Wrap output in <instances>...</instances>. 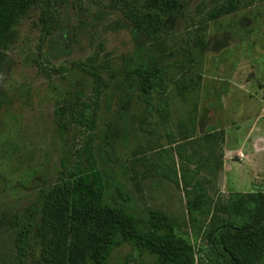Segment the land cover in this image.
Returning a JSON list of instances; mask_svg holds the SVG:
<instances>
[{
	"label": "rangeland",
	"instance_id": "1",
	"mask_svg": "<svg viewBox=\"0 0 264 264\" xmlns=\"http://www.w3.org/2000/svg\"><path fill=\"white\" fill-rule=\"evenodd\" d=\"M51 1L53 30L48 34L42 30L40 7H32L16 26L10 47L0 61V264H36L38 248L25 257L19 255L15 227L10 220L22 214L40 188L52 185L63 175H71L77 165L85 164L83 158L79 159V152L87 139L93 143V174L103 183L110 204L136 213L160 209L181 222L186 217L183 188L172 174L164 176L159 168L163 164L153 158L165 149L166 170L171 167V156L178 168L176 148L187 143L180 141L179 122L187 124V111L196 96L182 101L175 96L173 86L168 88L172 98L164 123L153 114L139 127L137 119L146 114L127 79L111 78L105 73L107 84L96 94L92 79L81 67L88 58L95 57L97 63H108L115 69L122 59L139 52L141 39L132 34L110 0ZM239 1L236 11L206 22L204 30L199 31L204 32L206 43L199 88L194 91L198 104L194 136L203 132L205 125L202 129L200 122L209 111L212 121L218 120L223 128V136L226 131L230 144L241 148L233 158L240 164L225 168L232 175L251 168L250 160L246 162L251 157L247 148L264 141V0ZM211 5V0H184L182 13L172 20L170 43L175 38L178 45L188 47ZM172 51L170 56H162L164 63L181 56L180 50L173 47ZM249 72L252 75L248 79L243 77ZM233 91L237 92L235 97ZM231 93L234 95L229 96ZM221 94L228 100L227 110ZM78 97L88 106L86 115L96 111L94 130L71 122L60 132L55 120L56 106ZM230 120L233 127L228 126ZM203 122H207L206 117ZM106 130L113 133L108 144L102 138ZM170 139L177 142L172 147L168 145ZM186 148L189 154L185 156L190 159L187 165L194 168L201 151L194 145L187 144ZM243 152L245 157L240 154ZM135 157L152 160L150 169L154 174H148L147 164L136 162L132 166ZM222 167L223 163L219 169ZM217 170L210 164L203 172L210 180V195L221 201L230 192L264 191V182H256L251 189L246 187L247 181L241 182V189L233 188V181L222 180ZM182 230L191 234L187 227ZM199 245L197 240L195 247ZM112 261L153 264V258L139 254L127 244L113 250Z\"/></svg>",
	"mask_w": 264,
	"mask_h": 264
},
{
	"label": "trees",
	"instance_id": "2",
	"mask_svg": "<svg viewBox=\"0 0 264 264\" xmlns=\"http://www.w3.org/2000/svg\"><path fill=\"white\" fill-rule=\"evenodd\" d=\"M110 1L129 24L132 34L141 39L142 47L122 59L115 69L108 63H97L95 57L88 58L81 68L92 79L96 94L107 84L105 73L111 78L127 79L135 100L144 106L146 115L136 121L139 127L153 114L164 123L172 98L168 88L173 86L175 96L182 101L196 96L187 111V124L179 122L180 141L187 143L176 148L178 168L171 156V167L166 170L165 149L153 158L163 164L159 165L161 173L172 174V179L183 188L186 217L181 222L160 209L136 213L110 204L103 183L93 174V143L87 139L79 152V159L83 158L85 164L77 165L71 175H63L52 185L40 188L22 214L10 220L15 227L19 255L25 257L38 248L36 264H114L113 250L127 244L139 254L153 258V264H264V191L230 192L222 201L210 195L209 179L202 171L212 164L209 158L223 141V131L194 136L198 105L194 91L199 88L202 49L206 43L204 32L199 31L204 30L206 22L236 11L240 1L211 0V8L188 47L178 45L174 37L170 43L169 35L173 18L183 11L184 0ZM34 6L40 7L42 30L50 33L55 27L50 16L51 0H0V61L10 47L16 26ZM173 47L180 50L181 56L164 63L162 56H170ZM79 100L78 97L56 106L55 120L60 132L71 122L94 130L96 111L86 115L88 106ZM112 134L106 130L104 142L108 144ZM175 143L170 139L168 145ZM187 144L198 146L201 151L194 168L187 165ZM136 162L147 164L148 174H154L150 169L152 160L135 157L132 166ZM221 165L217 163L218 168ZM184 227L192 235L183 231ZM197 240L201 245L196 248Z\"/></svg>",
	"mask_w": 264,
	"mask_h": 264
},
{
	"label": "crops",
	"instance_id": "3",
	"mask_svg": "<svg viewBox=\"0 0 264 264\" xmlns=\"http://www.w3.org/2000/svg\"><path fill=\"white\" fill-rule=\"evenodd\" d=\"M251 75H252V73L249 72V73H245L243 75V77L245 76V78L248 79L249 76H251ZM204 76H206V77L208 76L206 74V71L204 72ZM230 91L232 92V90H230ZM230 91L228 93H230ZM234 94L231 93L229 96L234 95V97H235L237 95V92H234ZM220 98H221V96H220ZM236 99L239 100L237 97H236ZM222 100L224 101V102L222 101L223 102V108H224V110H227V101L228 100H226V97L224 94L222 95ZM223 113H224V111H223ZM225 114H226V112H225ZM202 117H203V119L206 117L207 122L204 123L203 119H202V123L200 122V127H201V125H202V129H203V125H205V127L203 129V132L198 137H201L202 135H204L206 133H213L215 131H217V132L222 131L223 128L220 127V123L218 122V120L212 121V118L210 116L209 111H206V115H203ZM232 124H233V122H231V120H230L228 123V126L233 127L234 124L233 125ZM257 138H260V137H257ZM230 139H231V137L228 136L226 131H224L223 141L220 142V144L217 146L216 150L214 151V154L209 158L210 159L209 162H212V166L215 169V171H216V169H218L217 170L218 176H223L222 180H224V181H230V182L233 181L234 186H235L233 188H237V189H241V187H244L241 182L244 183L247 181L246 187H249L248 189H251L253 186H255L256 182L257 183L264 182V141L262 144H259L257 146H255L254 144H251L247 148V151L249 150L248 155H251V157H248L249 159L247 158L246 162H248L250 160V162H251L250 164H252L251 168L246 172L242 169V171L236 172L237 175H235V173H234V175H232V173H230L231 171L227 172L225 170V168L227 166H229L230 168H233L234 164H240V163H237V161L233 158H234V153H236L237 150L241 151V148L235 149L233 147L234 144H230ZM262 139L264 140V137H262ZM236 141H237V139H236ZM244 141H245V137L242 139L241 142H238L239 146ZM253 142H254V140H253ZM237 154H239V153H237ZM240 154H242V156L245 157L244 152L240 153ZM219 162L221 164L223 163V167L221 170L217 166V163H219ZM242 164H244V163H242ZM202 174L209 179L208 174H206L203 171H202ZM230 178H231V180H230ZM209 184H210V180H209V183L207 184V187ZM208 190H209V188H208Z\"/></svg>",
	"mask_w": 264,
	"mask_h": 264
}]
</instances>
